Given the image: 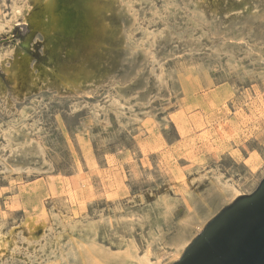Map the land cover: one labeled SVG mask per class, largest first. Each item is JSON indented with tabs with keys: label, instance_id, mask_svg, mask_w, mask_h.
<instances>
[{
	"label": "rangeland",
	"instance_id": "rangeland-1",
	"mask_svg": "<svg viewBox=\"0 0 264 264\" xmlns=\"http://www.w3.org/2000/svg\"><path fill=\"white\" fill-rule=\"evenodd\" d=\"M263 178L264 0H0V264H173Z\"/></svg>",
	"mask_w": 264,
	"mask_h": 264
},
{
	"label": "water",
	"instance_id": "water-1",
	"mask_svg": "<svg viewBox=\"0 0 264 264\" xmlns=\"http://www.w3.org/2000/svg\"><path fill=\"white\" fill-rule=\"evenodd\" d=\"M173 264H264V178L222 208Z\"/></svg>",
	"mask_w": 264,
	"mask_h": 264
},
{
	"label": "bare ground",
	"instance_id": "bare-ground-1",
	"mask_svg": "<svg viewBox=\"0 0 264 264\" xmlns=\"http://www.w3.org/2000/svg\"><path fill=\"white\" fill-rule=\"evenodd\" d=\"M92 3V2H91ZM94 4V3H92ZM47 7V6H46ZM52 7V6H51ZM84 7V6H83ZM85 8V7H84ZM50 9V8H49ZM87 9V7H86ZM91 9V8H89ZM17 11V10H16ZM44 12V11H43ZM82 12V11H81ZM53 13V8L50 9V14ZM55 13V12H54ZM54 17H59L61 20L59 22V25L61 27H64L66 26L68 20L65 16V14L61 11L59 14H56V15H53ZM83 16V15H82ZM55 17V18H56ZM55 20V19H54ZM58 20V19H57ZM57 22V21H55ZM90 23V22H89ZM87 24V23H86ZM59 28V27H58ZM90 38V37H89ZM182 122V121H181ZM187 121H183V125H182V130H184L185 126H186V123ZM237 191L235 189H233L231 191V193H229L230 196L234 195ZM44 210V209H43ZM48 215V214H47ZM182 246V245H181ZM78 248V247H77ZM149 251V249H148ZM135 254L131 251H126L125 253H123V257H119L118 260L116 261V264H124L126 262H130L131 264L133 263V259L134 258ZM177 254L175 253L174 254H171L169 257L170 258H177L176 257ZM80 257L83 259V264H104L105 262V256L102 255V253H100L99 251H97V249H95L94 247H91V248H87L85 247L84 248V251L83 252H80ZM138 258V257H137ZM162 258V257H161ZM136 259V257H135ZM134 259V262H136V264H159L160 261H159V258H157L155 260V262H153L151 260V258L149 256H144L143 258L141 259H137V261H135ZM106 264V263H105ZM161 264V263H160Z\"/></svg>",
	"mask_w": 264,
	"mask_h": 264
}]
</instances>
